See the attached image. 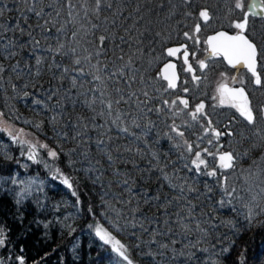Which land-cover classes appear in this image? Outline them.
<instances>
[{
  "label": "trees",
  "instance_id": "16d2710c",
  "mask_svg": "<svg viewBox=\"0 0 264 264\" xmlns=\"http://www.w3.org/2000/svg\"><path fill=\"white\" fill-rule=\"evenodd\" d=\"M72 4L70 9L67 0H0V113L48 146L32 148L0 130V228L5 235L0 261L19 264L23 257L24 264H128L96 235L101 224L126 246L133 264H241V258L243 264H264V132L257 134L236 109L218 104L210 80L202 78V85L188 81L189 109L175 117L184 139L197 142L200 128H188L183 121L195 125L188 112L203 102L218 129L232 121L234 135L220 140L228 151L241 154L231 170L220 169L218 159L205 155L217 176L204 175L203 166L196 171L190 163L194 157L176 147L182 142L170 132L171 113L145 107L142 114L136 98L129 99L132 91L144 99L141 81L128 88L122 78H108L122 63L117 57L126 61L132 56L137 75L159 90H151L147 107L181 95V86L163 93L166 82L157 79L170 59L164 49L187 43L192 51V41L181 34L191 32L202 7L216 17L201 25L206 35L218 29L235 32L230 22L242 14L229 11L232 0H195L190 8L179 0H104L98 13L95 0ZM188 11L192 18L185 17ZM254 19L253 38L264 46V22ZM102 35L111 39L100 46ZM218 59L210 58L208 69H196L197 75L227 68ZM181 67V81L185 75L191 79ZM258 69L264 79V61L259 60ZM117 87L124 98L113 103L109 114L100 101L119 99ZM245 87L254 107L264 105V84ZM53 89L56 95L49 100ZM36 99L47 107L34 104ZM149 121L151 130L144 131ZM124 127L128 133L121 131ZM206 146L215 152V145L200 142L201 149ZM49 149L58 155L50 156ZM165 175L172 184L185 186L183 194ZM224 177L236 189L231 198L224 194ZM189 186L196 191H187ZM221 199L231 204L221 206Z\"/></svg>",
  "mask_w": 264,
  "mask_h": 264
},
{
  "label": "snow or ice",
  "instance_id": "6c2138e0",
  "mask_svg": "<svg viewBox=\"0 0 264 264\" xmlns=\"http://www.w3.org/2000/svg\"><path fill=\"white\" fill-rule=\"evenodd\" d=\"M104 2V0H95V9L97 13L99 12L100 5ZM195 2V0H179V3L182 5H186L189 8ZM68 6L71 9L74 7L72 4V0H67ZM111 7V5H108ZM176 5H173L175 7ZM34 11V9H30ZM239 10L241 12V16L239 19L231 21L230 27L236 29L234 34H229L227 31H217L214 35L207 37L205 43L209 47V55L210 56H220L223 57L227 64L231 65L233 68L237 66H243L247 69L248 72L251 73L253 77V83L255 85H262L264 84V79H262L261 75L256 71L258 60L264 61V46H258V43L253 38L252 30L250 29V19L253 20L255 23L254 18H258L260 21L264 22V0H251L250 3H247L246 0H232V6L229 8V11H236ZM3 12L0 10V15ZM71 15V12L69 13ZM39 15V13H37ZM186 18H192L193 13L191 11L184 13ZM216 17L212 10L208 7L198 8L197 11V20L198 22L195 23L192 27L191 32L185 31L181 35L185 38V40L192 41L193 46L198 44L199 36L198 34L201 32L202 28L201 25L207 26L209 22L214 20ZM93 28L97 27L96 25L92 26ZM19 31L23 34L24 29L20 28ZM29 37H31V33H28ZM159 35V34H157ZM106 39H111V37H106L104 35L99 37V45L103 46ZM122 41L125 39L124 37L120 38ZM36 45L39 44V41H34ZM11 46V43L9 44ZM63 49V45L57 49V51H61ZM73 53L75 49L71 50ZM139 53V49L137 50V54ZM100 52L97 50L96 55H99ZM164 54L168 57H177L179 58L183 64V71L191 75V79L194 82L199 83L202 79L200 75L196 74V68L193 67V63L198 65L200 70H207L208 64L205 60L193 59L190 62V57L194 58L196 56L195 51H189V45L187 43L181 44L179 46L174 47H167L164 49ZM10 55H15V53H10ZM62 55H67V53H62ZM85 59H89V57H85ZM117 60L122 61L121 65L116 68L114 72H111V75L108 77L110 80L115 78H122L124 84L131 88L133 84L139 79L144 87L139 89V94L143 95L144 99L139 100L138 93L136 91H132L129 94V99L136 98L137 103L136 107L138 110L143 114L145 107L147 108L148 112L155 111L158 114H162L165 111H168L173 116V122L169 126L170 132L175 134V137H179L181 142L177 144L176 147L180 148L183 147L184 150L190 154L193 159H191L190 163L196 169V171H201V166L205 171L203 172L204 175L210 177L217 176V169L212 168L208 169V162L204 158L205 155L212 156L214 159L219 160V168L220 169H234L236 167V162L239 159L241 154L234 155L231 151H221L220 149L223 147L219 145L217 142L219 141L220 137L222 136H233L234 133L230 129V125L232 121H229V125H226L223 130L218 129L205 111V104L203 102L195 105L194 109L188 112V115L191 117V121L195 122V125L191 124L189 121H183V124L188 128H192L193 126L200 128V135L197 137L196 143H190L188 140L184 139L185 133L181 130V125L175 123V117L180 116L181 113L185 112V110L189 109V100L183 96L177 95L174 99H162L160 100V104L158 107H147L149 103L152 102L153 97L151 95V90L159 91L158 89H154L150 80H146L143 76H138V70L132 67L133 65V57L129 56V58L125 61L123 56L117 57ZM41 60L38 58L36 60V64L39 65ZM76 64H80L81 60L76 59ZM107 67V66H106ZM176 64L173 63L171 60L166 62L163 65V69L158 74L157 79L161 81H165L166 83L163 85L162 91L163 93H168L170 91L176 90L182 83H186V81H181L180 75L176 72ZM3 66L0 65V72H3ZM67 72V69L64 70ZM81 75L84 74V69H79ZM111 71V70H109ZM131 73V74H129ZM63 77H61L62 79ZM96 80L100 81L101 77L96 76L94 77ZM236 79L235 77L233 78ZM75 78H73V86H75ZM243 84V81H241ZM15 87V86H13ZM116 93L119 95V99L117 100H101L100 102L105 105V107L109 110V114H111V110L113 108V103H120V100L124 98L123 90L119 87L115 89ZM182 91L184 93H188L190 89L188 87H183ZM57 90L53 89L49 95L48 99L50 100L52 96L56 95ZM218 98L221 104H227L229 107L236 109L239 113L240 117H242L243 121L246 122L247 125L251 126L257 134L264 132V128L260 127L261 122H264V105L259 107H254L251 100L248 97L247 92L243 86L241 87H234L229 88L225 85H221L218 88ZM27 96L28 93L25 92ZM101 95H104L101 93ZM95 99H93L92 103H95ZM34 104L43 105L47 107V104L39 99L33 101ZM57 105L60 104V100L57 99ZM3 115V113H0ZM103 115V113H101ZM53 121L56 120V117L52 118ZM120 117L117 116L116 120H119ZM203 121V123H201ZM116 121L114 120L113 123ZM132 123L135 127L140 128L141 125L133 120ZM39 127V125H37ZM152 127V122H148V126L144 129V131H150ZM122 132L128 133L129 128L124 127L121 129ZM12 136V133H8ZM134 135V134H133ZM167 135V134H166ZM12 139L18 140V137L12 136ZM264 139V137H262ZM19 143L25 144L29 143L26 140H18ZM200 142L207 143L208 145H215L216 151L212 152L209 151L207 147L200 148ZM99 143H103V141H99ZM32 148H35L36 145H30ZM42 147L47 148V145H42ZM49 155L55 157L58 153L55 150H50ZM155 155V154H153ZM243 155H246L243 154ZM59 171V170H57ZM164 179L169 180L168 176L165 175ZM224 185L223 191L225 196L231 198L234 193H236V189L234 187L229 188L227 186V177H224ZM64 183L68 185L69 188L72 185L68 182L67 178L64 179ZM127 183V181H125ZM169 184L173 188H179L181 193L183 194L184 185H177L172 184L169 180ZM210 190V189H209ZM187 191L194 192L196 191L195 188L189 186ZM264 191V189H262ZM76 193L73 192V195ZM180 198H183L181 195ZM155 199H159L156 197ZM221 206H224L226 203L231 204V199L227 201L225 199H221L218 202ZM248 218V217H246ZM140 227L143 229L144 225L141 224ZM96 235L105 243L111 245L112 250L117 254L118 257L122 258L124 261H127L128 264H133V262L129 259V256L126 254L127 249L126 246L121 244L120 241L115 240L112 234L103 226H97ZM5 244V235L2 229H0V246H4ZM162 247H167V245H162ZM183 255V253H180ZM19 264H24V258L18 257ZM241 264H243V258H241Z\"/></svg>",
  "mask_w": 264,
  "mask_h": 264
},
{
  "label": "rangeland",
  "instance_id": "374dc122",
  "mask_svg": "<svg viewBox=\"0 0 264 264\" xmlns=\"http://www.w3.org/2000/svg\"><path fill=\"white\" fill-rule=\"evenodd\" d=\"M237 12H238L237 13L238 16H240L241 12L239 10H237ZM238 18H235V20H237ZM231 21H234V20H231ZM198 36H199L200 42L194 46H193V44H191V46L193 48L192 51H195V52L197 51V52H196V56L194 58L190 57V62H192L193 59H199V60H205V62L207 63L209 59L207 56V45L205 43L206 34L201 30V32L198 34ZM198 45H201L202 48L197 49ZM196 66H198V65L193 63V67L195 68ZM196 69H197V71L199 70L198 67ZM200 71L201 70H199L198 72H200ZM196 74H198V73L196 72ZM188 75H190V74H188ZM234 77L236 78L235 80L233 79ZM185 78H188V76H185ZM208 80H210V82H212L213 97L218 104H221L220 100L218 98V95H219L218 94V88L221 85H223L224 83H240L241 84V81H243V84L246 85V83H252L253 82V80L251 78H249L247 76V73L244 72L243 70L240 71V70H232V69H226V68H221L219 70L217 69L215 73L211 74L208 77ZM184 81H185V79H184ZM188 83H189L188 80H186V83H182L180 85L181 88L187 87ZM183 84H185V86H183ZM184 94L185 93L183 92L179 96H183L186 98V94L185 95ZM221 105H227V104H221ZM0 130H3L7 134L9 132H11L12 136L18 137L19 140L29 141V143H28L29 145L35 144L36 145L35 148L42 147V145H45L44 142H42V141L38 140L36 137H34V135L31 132H29L23 128H20L17 125L11 123L7 119H5L3 115H0ZM217 143L219 145L223 146L220 149L221 151H224V152L228 151L227 148L224 147L222 140L219 139V141ZM225 146H226V144H225ZM206 147L210 150V147H208V146H206ZM50 150L51 149L48 150V153ZM214 151H216V146H214ZM98 226H103V225L99 224ZM115 240H118V239L115 238ZM0 264H4V262L0 261Z\"/></svg>",
  "mask_w": 264,
  "mask_h": 264
},
{
  "label": "flooded vegetation",
  "instance_id": "af4514ba",
  "mask_svg": "<svg viewBox=\"0 0 264 264\" xmlns=\"http://www.w3.org/2000/svg\"><path fill=\"white\" fill-rule=\"evenodd\" d=\"M212 33V32H211ZM210 34V33H209ZM208 35V34H207ZM207 35H206V37H207ZM206 37H205V41H206ZM207 45V44H206ZM207 56H208V59H210V58H215V59H218V58H220V59H222L223 61H224V59L222 58V57H220V56H210L209 55V53H208V50H207ZM170 59H172V60H174V61H176L177 62V66H178V71H179V75H180V78H181V80L183 79V73L181 74V72H180V67L182 66V64H183V62L179 59V58H177V57H170ZM169 59V60H170ZM168 61V60H167ZM217 62H219V59L218 60H216ZM224 63H225V65H226V69H232V70H243L244 72H246V73H248V74H251L250 72H248L247 71V69L246 68H233V67H231V66H229V65H227L226 64V62L224 61ZM182 69H183V67H181ZM225 68V67H224ZM205 73V74H204ZM209 73L210 72H203V74L202 75H200L202 78H204L205 80H207L208 79V77L210 76L209 75ZM186 76V75H185ZM191 77V76H190ZM186 80H188V81H191V82H194V81H192V79H188V78H185ZM203 80L201 79V85L203 84ZM225 84V83H224ZM223 84V85H224ZM229 85H231V86H244L245 87V85L244 84H240V83H228ZM200 85V86H201ZM246 88V87H245ZM246 91H247V89H246ZM247 94H248V91H247ZM248 97H249V94H248Z\"/></svg>",
  "mask_w": 264,
  "mask_h": 264
},
{
  "label": "water",
  "instance_id": "95a60500",
  "mask_svg": "<svg viewBox=\"0 0 264 264\" xmlns=\"http://www.w3.org/2000/svg\"><path fill=\"white\" fill-rule=\"evenodd\" d=\"M217 31H227V32H229V34H234L235 32H230V31H228V30H226V29H218V30H216V31H214V32H212V33H210V34H208L207 35V37H209V36H211V35H214L215 34V32H217ZM207 37H206V40H207ZM179 45H181V44H179ZM179 45H174V46H179ZM174 46H170V47H174ZM207 50H208V53H209V47H208V45H207ZM223 58V57H222ZM224 59V58H223ZM173 63H175L176 64V66H177V62L176 61H174V60H172V59H170ZM169 61V60H168ZM168 61H166V62H168ZM225 61V60H224ZM165 62V63H166ZM226 62V61H225ZM164 63V64H165ZM163 64V65H164ZM226 64H227V62H226ZM163 65L161 66V68H160V72H161V70L163 69ZM227 65H229V64H227ZM229 66H231V65H229ZM232 67V66H231ZM236 68H244L243 66H237ZM259 60H258V63H257V67H256V71L259 73ZM176 72L179 74V71H178V66L176 67ZM225 86H227V87H229V88H234V87H241V86H231V85H229L228 83H225L224 84ZM244 87V86H243ZM245 88V87H244ZM245 91H246V88H245ZM247 92V91H246ZM227 152V151H226Z\"/></svg>",
  "mask_w": 264,
  "mask_h": 264
}]
</instances>
